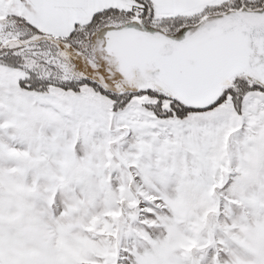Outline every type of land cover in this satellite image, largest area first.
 <instances>
[{"label": "snow or ice", "instance_id": "6c2138e0", "mask_svg": "<svg viewBox=\"0 0 264 264\" xmlns=\"http://www.w3.org/2000/svg\"><path fill=\"white\" fill-rule=\"evenodd\" d=\"M0 264H264V0H0Z\"/></svg>", "mask_w": 264, "mask_h": 264}]
</instances>
